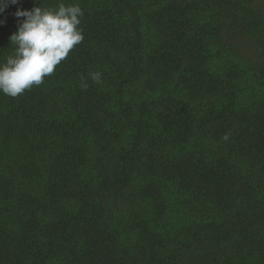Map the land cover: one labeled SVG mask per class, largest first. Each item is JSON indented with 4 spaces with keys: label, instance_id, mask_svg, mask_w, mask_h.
<instances>
[{
    "label": "trees",
    "instance_id": "trees-1",
    "mask_svg": "<svg viewBox=\"0 0 264 264\" xmlns=\"http://www.w3.org/2000/svg\"><path fill=\"white\" fill-rule=\"evenodd\" d=\"M60 2L83 42L0 93V264H264V0H19L0 63Z\"/></svg>",
    "mask_w": 264,
    "mask_h": 264
},
{
    "label": "clouds",
    "instance_id": "clouds-1",
    "mask_svg": "<svg viewBox=\"0 0 264 264\" xmlns=\"http://www.w3.org/2000/svg\"><path fill=\"white\" fill-rule=\"evenodd\" d=\"M7 3L18 4L19 0H0V13ZM33 3L39 5L38 0ZM83 15L78 3L60 2L55 7L18 9L15 16L23 19L9 37L13 53L0 63V93L16 97L42 84L70 51L83 42L80 27ZM91 79L100 83L101 73H92Z\"/></svg>",
    "mask_w": 264,
    "mask_h": 264
}]
</instances>
